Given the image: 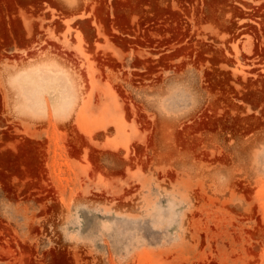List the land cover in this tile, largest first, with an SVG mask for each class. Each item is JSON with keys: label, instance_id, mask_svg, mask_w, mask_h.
Returning a JSON list of instances; mask_svg holds the SVG:
<instances>
[{"label": "rangeland", "instance_id": "374dc122", "mask_svg": "<svg viewBox=\"0 0 264 264\" xmlns=\"http://www.w3.org/2000/svg\"><path fill=\"white\" fill-rule=\"evenodd\" d=\"M0 3V190L30 223L0 218V264H117L105 234L136 231L127 264H264V0ZM153 190L188 204L178 246Z\"/></svg>", "mask_w": 264, "mask_h": 264}, {"label": "clouds", "instance_id": "9594fccd", "mask_svg": "<svg viewBox=\"0 0 264 264\" xmlns=\"http://www.w3.org/2000/svg\"><path fill=\"white\" fill-rule=\"evenodd\" d=\"M220 179L227 183L230 177L221 174ZM0 218H4L12 222L17 230L24 234L29 231L30 223L23 208H17L15 202L8 200L7 195L0 190ZM151 203L146 214H143V219L152 221L151 227L155 233H158L157 246L171 247L182 244L185 240L187 229L184 224V216L187 211V202H182L178 197L164 195L156 190H153L149 196ZM32 208L35 205H30ZM110 233L105 234L104 241L107 240L111 245L113 255L116 257L117 264H127V261L133 251L132 244L137 239L143 241L142 233L130 232L126 238L118 246L108 239ZM76 243H83L95 251L101 253L105 257L108 255L109 249L102 250V244L99 240L91 239L84 235L75 241Z\"/></svg>", "mask_w": 264, "mask_h": 264}, {"label": "bare ground", "instance_id": "6f19581e", "mask_svg": "<svg viewBox=\"0 0 264 264\" xmlns=\"http://www.w3.org/2000/svg\"><path fill=\"white\" fill-rule=\"evenodd\" d=\"M0 1H2V0H0ZM3 1H4V0H3ZM1 3H2V2H1ZM1 3H0V5H1ZM3 5H4V3H3ZM0 18H1V17H0ZM0 21L2 22L3 20L0 19ZM2 23H3V22H2ZM2 23H0V24H2ZM12 23H13V22H12ZM12 23H11V25H12ZM17 23H18V22H17ZM30 23H31V22H30ZM30 23H29L28 21L26 22V26H27V29L29 30V32H30L32 29L34 30V27L32 28L33 25H31ZM5 24H6V23H5ZM5 24L3 23L2 25H5ZM18 24H19V23H18ZM9 25H10V24H9ZM15 25H16V23H15ZM7 26H8L7 24H6L5 26H0V33L4 34V35H3L4 37H5V35H7V34H9V35L12 34V35H13V33L15 32V31H12L13 33L10 32L11 29L8 30ZM13 26H14V25H13ZM13 26H12V28H13ZM20 26H21V25H20ZM8 27H9V26H8ZM10 27H11V26H10ZM23 28H24V27H23ZM19 29L21 30L22 28H19ZM23 30H26V29L24 28ZM17 32L21 33L22 31H18V29H17ZM23 32H24V31H23ZM23 32H22V33H23ZM31 32H32V31H31ZM15 33H16V32H15ZM19 33H18V34H19ZM22 33H21V34H22ZM24 33L26 34V32H24ZM2 34H1V35H2ZM16 34H17V33H16ZM21 34H19V35L21 36ZM30 34H33V32L30 33ZM30 34H29V35L26 34V35L29 37V36H31ZM12 35H11V36H12ZM26 35H25V36H26ZM13 36H14V35H13ZM13 36H12V37H9V38H10V39H11V38L14 39ZM77 36H78L79 41L82 42V41H83V36H82V34L78 32V35H77ZM21 37H22V36H21ZM28 37H27V38H28ZM15 38H16V36H15ZM23 38H25V37H23ZM23 38H22V39H23ZM84 131H85V130H84ZM86 131H87V130H86ZM91 136H92V135H90L89 137L91 138ZM26 145H27V144H26ZM54 145H55V144H54ZM22 146H23V145H22ZM21 148H22V147H21ZM26 148H27V147H26ZM27 149H28V153H29V149H30L29 146H28ZM27 149H23V150L26 151ZM31 149H32V148H31ZM31 149H30V150H31ZM18 151H19V150H18ZM21 151H22V150L20 149V152H21ZM24 151H23V152H24ZM11 153H12V151H11ZM21 153H22V152H21ZM14 154H15V153H14ZM19 154H20V153H19ZM8 155H9V154H8ZM12 155H13V154H12ZM17 155H18V154H17ZM24 155H26V153H25ZM27 155H28V154H27ZM15 156H16V155H15ZM32 156H33V155H31V157H32ZM8 157H11V156H8ZM18 157H19V156H18ZM13 158H14V160H15V157H14V156H13ZM7 159H8V158H7ZM7 159H6V161H7ZM11 159H12V158H11ZM20 159H21V158H20ZM26 159H27V158H26ZM26 159H25V160H26ZM28 159H30V158H28ZM8 161H9V160H8ZM8 161H7V162H8ZM32 161H33V160H31V162H32ZM14 162H15V161H14ZM14 162H13V163H14ZM15 163H16V162H15ZM23 163H24V162H23ZM26 164H27V163H26ZM18 165H19V164H18ZM24 165H25V163H24L22 166L24 167ZM11 166H12V165H11ZM15 166H17V165H15ZM22 166H21V167H22ZM17 167H18V166H17ZM17 167H16V168H17ZM28 167H30V165H29ZM13 168H15L14 165H13ZM19 168H20V167H19ZM24 168H27V167H24ZM24 168H23V170H24ZM12 170H13V169H12ZM15 170H16V169H14V171H15ZM23 170H22V171H23ZM28 170H29V169H28ZM28 170H27V171H28ZM17 172H18V171L13 172V173H17ZM29 172H30V171H29ZM29 172H28V173H29ZM18 173H19V172H18ZM24 174H25V173H24ZM22 175H23V173H22Z\"/></svg>", "mask_w": 264, "mask_h": 264}, {"label": "flooded vegetation", "instance_id": "af4514ba", "mask_svg": "<svg viewBox=\"0 0 264 264\" xmlns=\"http://www.w3.org/2000/svg\"><path fill=\"white\" fill-rule=\"evenodd\" d=\"M10 47H11V46H10ZM7 49H8V47H7ZM5 52H7V53H8V52H12V51H5Z\"/></svg>", "mask_w": 264, "mask_h": 264}]
</instances>
